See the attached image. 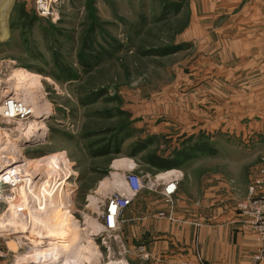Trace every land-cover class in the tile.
<instances>
[{
  "label": "rangeland",
  "instance_id": "1",
  "mask_svg": "<svg viewBox=\"0 0 264 264\" xmlns=\"http://www.w3.org/2000/svg\"><path fill=\"white\" fill-rule=\"evenodd\" d=\"M219 4L227 14L213 22L204 19L215 8L209 0H57L47 17L37 16L34 0H0V106L14 96L35 111L24 121L0 123V135L33 118L46 127L31 139H3V147L8 140L12 146L0 151V173L15 168L26 184L1 189L0 216L32 199L62 204L56 217L0 218V253L18 264H140L137 221L133 230L122 228L121 216L115 230L104 223L108 198L124 193L128 174L161 195L177 182L176 194L190 200L208 180L245 187L264 169L262 74L231 84L225 77L235 75L234 64L204 67L224 63L215 47L225 44L218 30L234 37L236 15L258 6ZM20 69L39 78L16 91ZM151 157L176 168L154 170ZM60 177L68 184L62 193L38 197L29 186ZM74 236L80 260L39 259Z\"/></svg>",
  "mask_w": 264,
  "mask_h": 264
},
{
  "label": "crops",
  "instance_id": "2",
  "mask_svg": "<svg viewBox=\"0 0 264 264\" xmlns=\"http://www.w3.org/2000/svg\"><path fill=\"white\" fill-rule=\"evenodd\" d=\"M219 1L209 0L215 8L210 7L211 12L204 19L214 22L227 14L220 11ZM263 4L264 0H250L252 9L253 5L258 6L257 11L236 15V19L240 18V27L234 37L225 34L223 29L218 30L225 44L215 47L220 48V60L224 63L204 67L223 69L221 66L230 65V69L235 65V75L225 77L231 84L250 78L259 81V74L264 81V11L259 12ZM210 31H205L204 36L210 38ZM220 75L218 78H224ZM249 184L244 187L235 180L213 178L203 184L200 197L191 193L190 200L180 197L178 189L171 208L161 199L160 191H140L121 216L123 229H135L137 221L140 264H253L257 242L237 208ZM160 212H170L173 221L156 218L155 213ZM16 259L0 253V264H18Z\"/></svg>",
  "mask_w": 264,
  "mask_h": 264
},
{
  "label": "built area",
  "instance_id": "3",
  "mask_svg": "<svg viewBox=\"0 0 264 264\" xmlns=\"http://www.w3.org/2000/svg\"><path fill=\"white\" fill-rule=\"evenodd\" d=\"M53 0H34L35 12L39 17L50 15L51 4ZM33 116V109L24 105L23 102L16 100L14 96L5 98L0 106V123H15L29 119ZM5 172H8L6 170ZM0 173L1 176L5 173ZM18 172V171H16ZM9 174L0 180V201L3 199L1 189L5 186L12 187L19 184L16 175L12 177L15 181L11 183ZM7 179V180H4ZM18 181V182H17ZM124 193L122 195L111 196L108 198L105 214V229L108 231L115 230L116 224L122 216V213L131 204L132 199L144 189L143 182L135 174H128L123 180ZM177 191V182H169L163 189L165 203L173 206V196ZM237 208L242 216L247 220L255 236L257 247L252 256L253 264L264 262V169L256 175L247 188V194L240 199ZM159 219L173 221L172 214L169 212L159 213Z\"/></svg>",
  "mask_w": 264,
  "mask_h": 264
},
{
  "label": "bare ground",
  "instance_id": "4",
  "mask_svg": "<svg viewBox=\"0 0 264 264\" xmlns=\"http://www.w3.org/2000/svg\"><path fill=\"white\" fill-rule=\"evenodd\" d=\"M53 1L56 2L57 0H53ZM38 78L39 77L37 75H32L31 73H29L28 71H25L24 69H20V70L15 71V73L13 75V80H15L14 82H16L17 84L20 85V87H18L16 89V91L19 89L25 90L27 85H33L35 83V81L36 82L38 81ZM34 113H35V111H34ZM45 129H46V127L42 122H40L38 119L33 118L31 122L29 121L25 126L17 129L16 132L15 131H12V132L8 131V133L6 135H0V151L4 152L7 149L9 150L12 146V143L7 139L8 141H6V142H8V144L5 145V147H3V139L4 138H7L9 136L11 137L13 135L19 139H31V138L35 137L41 131H44ZM6 174H9L12 177H14L15 175L18 176V172H16V169L11 168V170L8 169V172H5L1 176L0 180H2L3 177L6 176ZM173 174H175V172H173V173L171 172L170 175H173ZM113 176L118 178V176L116 174ZM12 177H10L11 183L15 181L14 179H12ZM60 178L61 179H53V180L47 179V180H44L42 183L30 182L29 186H30V188H33V192H37L36 196H38V197L39 196L41 197V196L46 195V194L62 193V192H64V187L68 186V184L66 181L62 180L64 177L63 178L60 177ZM16 179L19 180L17 177H16ZM4 180H7V179H4ZM24 181H19V183H20L19 185L21 187V190H25V186L23 184L24 183L26 184V182H24ZM28 181L29 180L27 179V183H28ZM34 194L35 193H33V195ZM61 211H62V204H61L60 199H57V200H50V199H44V200L43 199H37V200H35V199H32V201H30V200L24 201L23 203H20V205H13V204L10 205L9 209L6 210L5 213H3L0 216V218H7L8 215H12L15 213H20V214L38 213L39 215L47 214V215H51V216L56 217L59 215V213ZM95 226H96V224H95ZM44 229H46V228H44ZM78 240H79V238H76L74 236V238L72 237L70 243L67 245L66 244H64V245H57V244L56 245H50V247H48L47 249H45L43 251V254H44L43 257L40 256L39 259L42 260L43 262H49V261H55V260L60 261V259H63V258H69V257L71 258V256L74 257L75 259H80L82 257L80 255L81 253L79 251V248L81 246H80V244L77 245ZM74 244H76L77 246L75 245L76 247L73 249L72 245H74ZM89 245L90 246L92 245V241H89ZM106 264H127V262L121 261V260H119V261L118 260L117 261L111 260V261H108V263H106Z\"/></svg>",
  "mask_w": 264,
  "mask_h": 264
},
{
  "label": "trees",
  "instance_id": "5",
  "mask_svg": "<svg viewBox=\"0 0 264 264\" xmlns=\"http://www.w3.org/2000/svg\"><path fill=\"white\" fill-rule=\"evenodd\" d=\"M147 165L154 170H167L176 168V163H173V161H154L152 157L148 159Z\"/></svg>",
  "mask_w": 264,
  "mask_h": 264
},
{
  "label": "water",
  "instance_id": "6",
  "mask_svg": "<svg viewBox=\"0 0 264 264\" xmlns=\"http://www.w3.org/2000/svg\"><path fill=\"white\" fill-rule=\"evenodd\" d=\"M2 169V168H1Z\"/></svg>",
  "mask_w": 264,
  "mask_h": 264
}]
</instances>
